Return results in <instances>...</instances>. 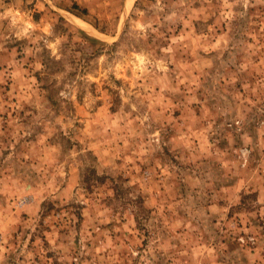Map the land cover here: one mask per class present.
<instances>
[{"label":"rangeland","instance_id":"rangeland-1","mask_svg":"<svg viewBox=\"0 0 264 264\" xmlns=\"http://www.w3.org/2000/svg\"><path fill=\"white\" fill-rule=\"evenodd\" d=\"M0 0V264H264V0Z\"/></svg>","mask_w":264,"mask_h":264},{"label":"bare ground","instance_id":"bare-ground-1","mask_svg":"<svg viewBox=\"0 0 264 264\" xmlns=\"http://www.w3.org/2000/svg\"><path fill=\"white\" fill-rule=\"evenodd\" d=\"M133 2V0L131 1V3Z\"/></svg>","mask_w":264,"mask_h":264}]
</instances>
